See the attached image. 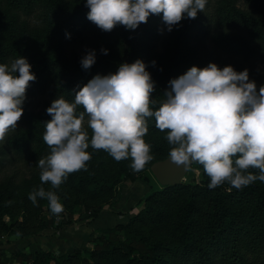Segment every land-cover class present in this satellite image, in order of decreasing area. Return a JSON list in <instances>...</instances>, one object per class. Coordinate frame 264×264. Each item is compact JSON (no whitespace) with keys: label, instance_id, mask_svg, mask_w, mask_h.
Instances as JSON below:
<instances>
[{"label":"trees","instance_id":"1","mask_svg":"<svg viewBox=\"0 0 264 264\" xmlns=\"http://www.w3.org/2000/svg\"><path fill=\"white\" fill-rule=\"evenodd\" d=\"M88 11L85 5L68 8L63 0H0V63L10 64L23 56L36 74V79L30 81L26 89L24 112L16 128H10L0 140V175L21 161L33 165L34 172L41 171L37 162L51 151L43 135L45 122L51 119L46 109L54 99L63 97L74 102V91L97 73L116 72L121 63L140 58L137 54L127 61L122 52L114 49L113 42L108 43L112 39L115 42L117 35L126 37V41L129 37L128 43L136 40L135 34L145 36L155 49L166 54V60L158 61L151 71L155 81V91L151 93L156 100L152 105L154 109L166 99L164 91L169 86L168 81L193 65L202 68L215 62L221 68L232 65L242 71L250 63L251 68H261L256 71L260 82L257 89L264 85V0H207L204 10L198 11L195 18H184L185 22L174 26V34L173 30L169 31V35L173 34L171 40L165 36L167 28L162 19L154 29L143 22L133 32L119 24L111 31L97 25L91 30L89 27L94 22L87 18ZM157 16L161 18L162 14ZM36 24L47 29L41 41L35 38V43L29 45L25 39L30 31L36 36L39 30ZM66 32L70 33V38L66 37ZM93 33H97L94 39L91 38ZM19 37H22V47ZM100 41L105 42L102 48L108 49L107 54L101 52ZM90 49H97V59L85 70L80 59ZM38 98L42 102H36ZM77 109L84 110L82 105ZM146 119L148 131L160 130L154 118ZM151 147L162 151L155 143H151ZM169 151L164 153V158ZM86 164V168L70 173L64 182L91 198L105 193L112 196L117 184L128 176L123 159L116 160L106 171H99L92 160ZM195 165L199 164H193L191 170H196ZM199 169L196 182L167 185L159 194L146 196L144 201L155 204L153 212L158 218L164 213L162 207L172 204L168 221L164 223L171 224L173 245L167 248L160 243H150L147 253H137L129 259L131 264H264V183L254 181L237 189L225 181L209 188L210 177L203 168ZM248 171L254 173L258 169ZM8 181L15 183V180ZM9 195L7 188L0 189V217L8 213ZM98 213V210L93 211L91 221ZM128 237L131 240L137 235L133 233ZM159 248L168 251V255L157 252ZM127 250L132 254L131 246ZM35 257L45 264L50 261L59 264L50 252ZM78 257L81 264H88L81 255Z\"/></svg>","mask_w":264,"mask_h":264},{"label":"clouds","instance_id":"2","mask_svg":"<svg viewBox=\"0 0 264 264\" xmlns=\"http://www.w3.org/2000/svg\"><path fill=\"white\" fill-rule=\"evenodd\" d=\"M84 2L89 9L87 18L104 31L118 24L134 30L153 14H162L171 31L182 19L195 18L207 0ZM101 52L107 54L108 49ZM96 59V50H88L80 59L81 67L89 69ZM31 68L23 56L10 64L0 63V140L16 128L24 112L26 89L36 79ZM168 85L166 99L154 109L155 81L146 62L138 58L121 63L116 72L97 73L74 91V102L54 99L46 109L51 119L45 122L43 135L51 151L37 162L42 183L58 188L70 173L86 168L91 159L89 146L104 149L118 161L130 157L132 169L142 170L153 159L144 139L148 117L155 119L158 129L168 130L167 140L173 146L170 160L185 168L194 162L202 165L210 177L209 188L225 181L237 189L257 179L264 182V85L257 89L247 68L237 71L232 65L221 68L215 62L202 68L193 65ZM78 105L84 110L78 111ZM38 198H46L53 213L63 211L55 191L41 186L29 193L33 204Z\"/></svg>","mask_w":264,"mask_h":264},{"label":"rangeland","instance_id":"3","mask_svg":"<svg viewBox=\"0 0 264 264\" xmlns=\"http://www.w3.org/2000/svg\"><path fill=\"white\" fill-rule=\"evenodd\" d=\"M63 2L68 8L85 5L84 0ZM160 21L161 18L153 14L147 23L154 29ZM183 22L185 21L182 19L181 23ZM95 25L94 23L89 28L93 30ZM36 26L39 27L36 36L30 31L25 39L29 45L35 43V38L41 41L42 33L47 29L44 25ZM175 29L176 27H173V34L176 32ZM165 31V36L171 40L173 34L169 35L167 29ZM97 33H93L91 38L93 36L94 39V34ZM117 36L115 42L112 39L108 43L113 42L114 49L122 52L127 61L134 59L138 54L139 59L148 65L150 73L158 61L166 60V54L160 49H155L145 36L135 34L136 40L129 43V37L126 41V37ZM98 44L102 48L105 42L100 41ZM207 45L210 48V44ZM19 46H23L22 37H19ZM51 49L52 47H49V50ZM76 50L79 51V47L78 49L76 47ZM95 50L97 53V49ZM153 60L156 62L155 65L151 64ZM246 67L251 73L249 79L254 80L258 86L260 82L256 77V71L261 68L257 70L251 68L250 63H247ZM40 99L35 101L42 102ZM85 127L91 137L92 130L88 128L87 122ZM167 132L165 129L156 133L148 131L145 134V141L150 146L151 143H155L162 151H154L151 147L153 159L142 170L132 169L130 157L123 159L128 176L123 177L117 184L112 196L105 193L91 198L65 182L58 188H52L50 182L42 183L41 171L34 172L33 165L24 161L2 173L0 189L7 188L10 195L6 200L8 213L0 217V264H45V261L35 257L36 254L44 252H50L59 264H81L79 255L85 258L88 264H131L129 259L134 254L147 253L150 243H160L171 248L173 245L171 224L165 223L168 221L170 214L168 212L172 209V204L163 206L162 218H158L153 212L155 204L152 201H144L147 195H157L163 190L164 186L155 179L150 166L155 161L163 160L164 153L173 147L167 140ZM88 151L91 153L90 160L99 171L110 169L116 162V159L104 149L89 146ZM192 166L180 183H194L199 179L198 170L203 166L195 165L196 170H191ZM258 172L259 170L254 173ZM8 180H15V183L11 184ZM256 181L264 183L258 179ZM41 186L46 191L52 190L58 194L63 211L53 213L46 198H38V203L33 204L29 199V193ZM95 210H98V216L91 221V215ZM133 233L137 237L129 240L128 235ZM128 246L133 248L132 254H129ZM157 252L168 255V251L163 248H159ZM48 264H54V261Z\"/></svg>","mask_w":264,"mask_h":264},{"label":"water","instance_id":"4","mask_svg":"<svg viewBox=\"0 0 264 264\" xmlns=\"http://www.w3.org/2000/svg\"><path fill=\"white\" fill-rule=\"evenodd\" d=\"M193 164H195V162L190 166ZM189 167L185 168L183 165H177L170 160L168 155L163 160L154 162L150 166V170L160 185L167 186L179 184Z\"/></svg>","mask_w":264,"mask_h":264}]
</instances>
